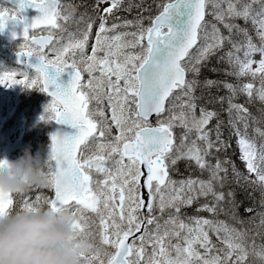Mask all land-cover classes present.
Returning <instances> with one entry per match:
<instances>
[{"label": "snow or ice", "instance_id": "1", "mask_svg": "<svg viewBox=\"0 0 264 264\" xmlns=\"http://www.w3.org/2000/svg\"><path fill=\"white\" fill-rule=\"evenodd\" d=\"M99 2H110V7L104 9L105 14L120 10L123 4V0ZM15 3L11 10L0 7V31L10 21L21 26L19 38L22 36L24 40L21 48L27 50L16 52L17 63L27 71L0 72V85L18 84L45 92L51 101L41 119L54 121L59 126L51 134L47 159V188L54 196H37L35 201L25 200L23 206L32 207L43 201L53 209L72 208L79 215L73 228L83 235H86V224L82 225L80 220L87 219L83 213H95L99 217V243L114 251L90 247L87 253L81 254L82 264H246L244 232L199 215L187 217L185 222L181 213L183 207L198 202L200 197L205 202L197 209L198 213L217 214L226 196L235 208V193L221 190L228 180L226 162L216 157L213 164L209 159L214 148L219 152L227 147L221 139L219 121L214 140L212 130L207 128L217 114L199 107L197 115L195 90L200 83L197 77L214 56L231 69L225 71L226 75L238 79L251 76L253 81L258 78L260 82L259 88H254L251 82L241 85L225 82L224 87L231 93L227 97L229 123L238 137L240 158L248 172L256 176L255 180L247 177L244 180L259 186L264 207V144L257 147L248 138V116L244 115L247 109L233 103L238 93L246 94L249 101L257 97L264 103V0L247 3L244 0H160L156 14L148 17L147 26L143 17H137L124 19L122 25L113 23L109 28L108 16L100 15L90 56H85V47L91 22L81 36L69 33L67 43L52 44L53 30L63 31L59 21L67 19L61 16V0H15ZM254 4L260 5L255 14ZM209 5L216 23L205 21ZM27 9L36 13L30 20L23 15ZM237 19L252 24L259 45L253 42L247 28L233 22ZM129 26L135 31H117L118 27ZM35 29L50 34L39 39L33 35L29 44L30 30ZM11 36L15 39L17 33L13 31ZM236 36L242 39L237 41ZM225 45L229 46L227 51ZM48 53H54L55 58L50 59ZM257 53L261 57L258 62L252 59ZM30 58H35V62ZM253 64L257 66L253 68ZM66 71L70 76L67 85L58 83ZM82 72L88 73L87 84L82 83ZM17 75L24 79H16ZM204 83L212 86L216 82ZM102 98L108 100L111 123L102 109L90 107L92 101L99 104ZM224 99L220 98L221 103ZM153 115L155 126L150 122ZM236 120L244 123L245 131L237 127ZM176 127L182 129L178 140L174 135ZM256 132L264 139V130L257 128ZM179 160H186L189 166L194 162L201 173H208L207 179L189 177L173 181L169 173ZM6 163L0 160V168ZM232 172L239 182L242 174L235 166ZM12 204L11 198L0 199V215L6 214ZM157 210L162 214L168 211L163 225L156 216ZM258 216L264 227V211ZM210 231L217 234L225 247L212 244ZM149 244L151 253L147 252ZM253 257L252 264H256V259L264 264V245L253 252Z\"/></svg>", "mask_w": 264, "mask_h": 264}, {"label": "trees", "instance_id": "2", "mask_svg": "<svg viewBox=\"0 0 264 264\" xmlns=\"http://www.w3.org/2000/svg\"><path fill=\"white\" fill-rule=\"evenodd\" d=\"M70 6L75 8V13H81L82 9H88L90 6L87 4L86 0H65ZM160 3V0H123V8L130 10L126 11V16L124 19L134 20L137 17H143V23L145 26L148 25V17L154 16L156 14L157 4ZM84 6V7H83ZM240 25L244 28H247L249 35L252 37V40H255L254 33L252 31V27H250L249 23H243L241 20H237ZM224 33H227L226 30L223 29V26H219ZM238 41L242 38L240 36L236 37ZM226 49V48H225ZM224 49V50H225ZM230 71L231 69L226 63H220L218 61V57L214 56L208 62L200 72V75L197 77L199 80V84L195 90V96L197 99L198 108L206 107L208 111L215 112L217 116L213 118L207 128L212 130L211 136L212 139H215V129L216 124L220 122V133L221 139L226 142L227 147L223 150L216 152L215 148L212 150L213 156L209 159L213 164L216 162V157H219L222 161H225V167L228 169V180L225 182V186L221 189L223 192H234L235 193V208L228 202L231 198L226 196L225 201L221 202L220 208L218 209L217 214H213L207 211H200L199 213H193L194 215H199L206 217L209 220H215L219 222H223L230 228L237 230L238 232H244V243L248 251L247 262L252 264L254 259L253 252L259 251V248L264 245V227L260 225V217L258 213L264 211V207L261 206L262 194L258 185H252L247 183L244 180V177H247L249 180H255L256 176L254 173H249L248 171L240 170L235 166V169L241 173V179L237 182L232 168L234 164L232 163V155L229 153L231 140L234 138V129L230 125L229 113H228V103L227 97L231 95L229 90L224 87V83L227 82L232 84V75H226L225 71ZM191 79V75L189 76ZM211 80L216 82L212 86H206L205 81ZM216 85V86H215ZM29 97H32L31 95ZM224 97V102L221 103L220 98ZM28 104H33V100H27ZM233 102L236 104L245 105V108L248 109L249 114H251V120L248 123V128L246 129L248 138L253 140L257 147L260 144H264V139H261L259 134L256 132V129L259 128L264 130V103L256 99L249 98L244 100V96L238 93L233 97ZM23 105V104H22ZM20 105V107H22ZM234 119V117H232ZM21 137L20 142L22 145L37 150L41 156H46L49 147V126L44 123H31L29 120L21 121ZM237 127L243 132L245 131L244 123L236 120ZM178 140V134H176ZM175 171H172L173 177H182V179H188L189 177L195 179L197 177L201 179H207L208 173L201 171L195 166L193 162L191 166H189L186 160H182L174 167ZM51 195V192H45V194ZM205 202V198L200 197L198 202L194 203L198 208ZM192 204V205H194ZM253 209V211L249 212L246 209ZM263 240V241H262ZM256 241H258L256 243ZM262 242V243H261ZM257 264H261L259 259H256Z\"/></svg>", "mask_w": 264, "mask_h": 264}, {"label": "clouds", "instance_id": "3", "mask_svg": "<svg viewBox=\"0 0 264 264\" xmlns=\"http://www.w3.org/2000/svg\"><path fill=\"white\" fill-rule=\"evenodd\" d=\"M48 152L41 156L25 150L15 160L0 159L7 162L0 168V199L47 188ZM78 219L72 208L47 204L12 208L0 215V264H82L81 254L93 244L74 230Z\"/></svg>", "mask_w": 264, "mask_h": 264}, {"label": "rangeland", "instance_id": "4", "mask_svg": "<svg viewBox=\"0 0 264 264\" xmlns=\"http://www.w3.org/2000/svg\"><path fill=\"white\" fill-rule=\"evenodd\" d=\"M93 8L95 6V19L91 20V21H87L86 23L91 22L92 23V27H91V31H90V35H89V40L88 43L85 47V56H90L92 54V45L95 43V37H96V33L98 31L99 28V24H100V20H99V16L100 15H107L108 16V20H107V27H111L113 23L117 24V25H122V21H118L115 19L116 16H120L121 13L124 9L115 11L119 14H115V12L111 13V14H105L104 13V9L110 7V2H99V0H93ZM245 3L249 2V0H244ZM90 5V4H89ZM84 7V6H83ZM226 7V5L224 6ZM260 9V5L259 4H254L253 5V14H255V12L259 11ZM212 11V7L211 5L208 6V16L209 19L208 24H212L215 21V18L210 14ZM76 17L74 16H70L69 18H67L66 20L62 19V25L63 28H70L72 26L77 27L78 25H80V23L83 20V18H81L79 21L80 23H77L75 20ZM234 23H236L235 21H233ZM238 24V23H236ZM240 25V24H239ZM241 27H243L242 25H240ZM244 28V27H243ZM87 28H84L83 30H72L69 33H73L75 34V36L79 37L82 35L83 31H85ZM80 31V32H79ZM117 31H135V28L133 29V27L129 26L128 28H124V27H118ZM69 33L66 36H60V37H56L53 41V45L54 46H59L57 45V41L61 42V45L63 43H67L68 39H69ZM112 33H109V35H111ZM225 35H227V33H224ZM259 40V39H258ZM254 43L255 40H253ZM260 43V42H259ZM257 44V43H256ZM228 45H225V51H227L228 49ZM23 49V48H21ZM125 51H135V50H131V49H125ZM13 53L14 51L12 49H10L5 43L4 41H2L0 39V61H6L7 65L11 68L10 70H16V69H20L18 67H16V65L14 64V62L12 61L13 58ZM98 55H103V53H98ZM241 56H243V52L240 53ZM48 56L50 59H54L55 58V54L54 53H48ZM69 58H71V53L68 54ZM76 59L79 60V54L77 53ZM252 59L254 61H259L261 59L260 55L257 53L255 55L252 56ZM257 65L253 64V68H255ZM21 70V69H20ZM18 70V71H20ZM6 71V69H3V64L0 62V72ZM21 71H25V70H21ZM84 78H83V82L84 84H87L88 80H89V76L87 72H82ZM95 75H99V73H95ZM235 79L233 80L234 85H241L244 83H252V77L251 76H247V77H241V78H237L234 77ZM16 79H24L23 76L17 75ZM113 79H115L113 77ZM22 87H24L23 85H12L10 87H4L3 85H0V159H7L9 161L15 160L18 156L22 155L23 152L25 150H23L22 148H20L17 144V139L19 137V129L16 127H12L14 125V123H8L7 126H3L4 122L6 121H10V118L12 116V113L16 107V94H17V90L22 89ZM259 87V84L254 85V88ZM32 89V88H31ZM84 91H87V89L85 88ZM103 92L105 94V96L108 94V88L107 85H105ZM244 94V93H243ZM177 104L180 103V101L176 102ZM45 104H43L42 107H38V114L39 115H43L44 113V108H45ZM90 107L94 108V109H102L103 110V114L104 117H106L109 121V123H111V111L109 108V104H108V100L106 98H102L100 103L97 104L95 101H92V103L90 104ZM28 109V108H27ZM177 111H179V109H177ZM45 114V113H44ZM197 115H199V112L197 111ZM244 115L248 116L249 119V114L245 113ZM20 118H21V113H20ZM97 120L100 119L99 116L96 117ZM247 119V120H248ZM182 132V131H181ZM180 132V134H181ZM116 133L115 127L113 126V134ZM179 134V136H180ZM230 147H232V149H229V153L232 155V161L233 164H235L236 167H238L240 170L243 171H247V167H246V163L241 160V153L239 150V146L237 143V140H234V138L231 140L230 143ZM33 154H36V152L34 151H30ZM173 181H182L181 179H172ZM43 188H31L29 190L23 191L21 193H18L16 198H15V207H23V202L25 200H30V201H35V198L37 196H42L41 193L43 192ZM41 204H43V201H41ZM198 207L196 208L195 205H190V206H186L182 208V218L185 219V222H188L187 217H192L193 213H196ZM84 217H86V221L84 220H80V223L82 225H85V236L89 239V241L93 244L94 248H102L103 249H107L108 251H111L112 249L109 246H101L99 243V217L95 214L92 213L91 211H85L83 213ZM79 216V215H78ZM156 216L160 217V223L161 225H163L164 221L168 219V213H166V211L162 214L159 210H157L156 212ZM204 218V217H202ZM206 219V218H205ZM79 220V219H78ZM153 227V226H150ZM221 235H223L221 233ZM209 237L210 240L212 242V244H214L217 248H223L225 247L220 239H218L217 234L214 232H209ZM172 243L175 244L176 240L173 239ZM151 244L147 245V252L151 253ZM200 251H203V249H200ZM103 259H107L106 257H101ZM98 264V262H97ZM246 264H249L246 261Z\"/></svg>", "mask_w": 264, "mask_h": 264}, {"label": "water", "instance_id": "5", "mask_svg": "<svg viewBox=\"0 0 264 264\" xmlns=\"http://www.w3.org/2000/svg\"><path fill=\"white\" fill-rule=\"evenodd\" d=\"M7 2H9L10 4L16 6V3L13 0H5ZM25 13L28 14V19L30 20L32 16L36 15L35 11L32 9H27L25 10ZM24 15V13H23ZM15 31L17 33V37L15 39L19 38V33L21 31V26L20 25H14L13 23L9 22L6 27L4 28L3 31H0V36H2L3 38H5L7 41L11 42L12 40H14L11 36V33ZM22 38V36L20 37ZM31 62H35V59H31ZM60 78L62 79V83L64 85H67L68 80L70 79L69 73L66 71L65 73H62ZM155 117V115H153L152 117H150V120L153 119ZM57 126L54 122L51 123V134L53 132H55L57 130Z\"/></svg>", "mask_w": 264, "mask_h": 264}, {"label": "bare ground", "instance_id": "6", "mask_svg": "<svg viewBox=\"0 0 264 264\" xmlns=\"http://www.w3.org/2000/svg\"><path fill=\"white\" fill-rule=\"evenodd\" d=\"M85 23H86V21H82L81 23H80V29L81 30H83L84 29V27H85ZM216 86V85H215ZM202 198H204V197H202ZM263 241V240H262ZM258 241H256V243H257ZM264 242V241H263ZM262 243V242H261ZM262 245V244H261Z\"/></svg>", "mask_w": 264, "mask_h": 264}]
</instances>
